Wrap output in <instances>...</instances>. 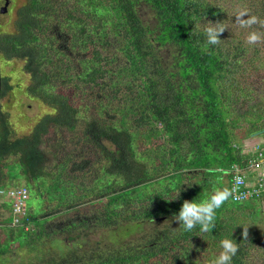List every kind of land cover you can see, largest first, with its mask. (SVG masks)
I'll list each match as a JSON object with an SVG mask.
<instances>
[{
	"label": "trees",
	"instance_id": "1",
	"mask_svg": "<svg viewBox=\"0 0 264 264\" xmlns=\"http://www.w3.org/2000/svg\"><path fill=\"white\" fill-rule=\"evenodd\" d=\"M261 130L264 0H0V225L23 236L0 264H210L226 238L231 264H260L255 204L230 195L207 232L172 216L256 162L263 182L245 152ZM21 185L12 224L3 191Z\"/></svg>",
	"mask_w": 264,
	"mask_h": 264
},
{
	"label": "clouds",
	"instance_id": "2",
	"mask_svg": "<svg viewBox=\"0 0 264 264\" xmlns=\"http://www.w3.org/2000/svg\"><path fill=\"white\" fill-rule=\"evenodd\" d=\"M245 14V11L238 12L236 19L238 21H241L242 24L255 23V18L248 21H243L241 17H244ZM223 30V28L217 26H206L204 29V34L207 38V43L209 45L217 44L220 39L219 33H221ZM258 38V35L253 33L249 35L248 41L249 43H254ZM241 173H243V170H241ZM244 176L246 179L247 177L245 174ZM187 184L190 187L193 183ZM181 185L179 186V190L176 192V195L172 200L179 198L181 192ZM22 186L23 185L16 187ZM230 195V191L225 188L216 190L204 199H186L183 201L181 207L178 210V213H175L172 216V222H177L182 232H191L198 225L200 226L201 231L207 232L211 227H214L213 222L215 219L216 209H218L224 203V201L228 199ZM221 248L222 251L220 252V254L218 256L213 257L210 261V264H231L232 257L236 254L238 250L236 243H234L232 239L226 238L221 241Z\"/></svg>",
	"mask_w": 264,
	"mask_h": 264
},
{
	"label": "rangeland",
	"instance_id": "3",
	"mask_svg": "<svg viewBox=\"0 0 264 264\" xmlns=\"http://www.w3.org/2000/svg\"><path fill=\"white\" fill-rule=\"evenodd\" d=\"M139 12H140V14L142 15V17H144V18H146V19H149V21L150 22H152L153 21V19H152V17H151V10L145 5V6H141L140 7V9H139ZM160 53L162 54V56L164 57V58H168L169 57V55H170V49L168 48V47H164V48H160ZM19 73V72H18ZM20 76V74L17 76V77H15V75H14V78L15 79H17L18 77ZM22 79H23V77H22ZM26 81H25V79H24V81H23V83H25ZM24 86L25 85H23L22 87L24 88ZM20 94V93H19ZM28 106H29V104H28ZM10 110V109H9ZM29 110H30V112H33V113H35V112H38V110H37V105L36 104H34L33 102H32V105L30 106V108H29ZM13 111H14V109H12L11 111H10V114L9 115H11L12 116V114H14L13 113ZM16 114H18V113H16ZM12 118L14 119V117L12 116ZM21 125H25V123L24 122H22V121H20V120H18V127L19 128H21L22 126ZM246 145L248 146V144L246 143ZM14 168L16 169V167H14V166H12V170H11V173H15L14 172ZM17 173V172H16ZM249 176L251 177V178H249V177H247L246 178V180H245V185L246 186H249V187H253V181H252V178H253V176L251 175V174H249ZM22 182H24V180H21V183ZM187 181H185V183H186ZM263 199V198H262ZM256 201H261V200H255V202L254 201H252V200H247V201H244L243 203L244 204H246L247 206H252L253 204H255V206H256V210L258 211V213L259 214H257L256 216H255V220L254 221H252V224L254 225V227L258 230V231H260V232H263L262 234H264V205H261L260 206V204H258V202H256ZM27 202V201H26ZM6 209H11V211H12V207H13V205H12V203H11V200H8L7 202H6ZM234 215H237V214H239V212H235V213H233ZM12 223H13V221H12ZM16 226H18V225H15L14 227H16ZM11 228L10 227H8V226H4V225H0V241H1V248L2 249H7V248H12V246H11V243H12V239H14V241L18 244V245H21L22 243H23V236H22V233H19L18 235L20 236V237H18L17 236V233L20 231V229H18L17 231H15V230H12L13 232H14V237H11ZM251 230H252V227H251ZM253 231V230H252ZM252 253H253V255L258 259V260H260V264H264V261H262V256H263V250H261L260 249V247L259 248H254L253 250H252ZM10 254V253H9ZM255 257H253V259L255 260ZM263 258H264V256H263ZM10 263H13V264H23V263H26V261H25V259H21V258H11L10 259Z\"/></svg>",
	"mask_w": 264,
	"mask_h": 264
},
{
	"label": "built area",
	"instance_id": "4",
	"mask_svg": "<svg viewBox=\"0 0 264 264\" xmlns=\"http://www.w3.org/2000/svg\"><path fill=\"white\" fill-rule=\"evenodd\" d=\"M230 192L234 201L259 199V197L264 196V181L253 187L246 186L244 174L236 171L232 179ZM0 193H2L1 190ZM3 193L13 201L12 213L14 219L12 224H15L18 221V214L24 211L28 191L22 186L11 188L3 191Z\"/></svg>",
	"mask_w": 264,
	"mask_h": 264
},
{
	"label": "crops",
	"instance_id": "5",
	"mask_svg": "<svg viewBox=\"0 0 264 264\" xmlns=\"http://www.w3.org/2000/svg\"><path fill=\"white\" fill-rule=\"evenodd\" d=\"M246 143L248 144V147L245 149V152H249V153H252L254 155L257 153L256 151L259 150L257 155L261 154V152L264 153V137L262 135L250 136L247 139ZM249 160H251V159H249ZM256 163H254V164H256ZM254 164H253V166H249L243 170V173L246 175V177L251 178L249 176V174H251L253 176L252 181L260 173V171L263 169L262 166L254 165Z\"/></svg>",
	"mask_w": 264,
	"mask_h": 264
},
{
	"label": "water",
	"instance_id": "6",
	"mask_svg": "<svg viewBox=\"0 0 264 264\" xmlns=\"http://www.w3.org/2000/svg\"><path fill=\"white\" fill-rule=\"evenodd\" d=\"M263 132H264V130H261V131H259V132H257V133L252 134V136H255V135L261 134V133H263Z\"/></svg>",
	"mask_w": 264,
	"mask_h": 264
}]
</instances>
